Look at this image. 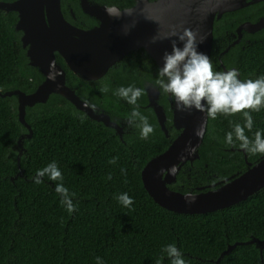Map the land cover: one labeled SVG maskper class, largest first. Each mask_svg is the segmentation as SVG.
Masks as SVG:
<instances>
[{
	"label": "trees",
	"instance_id": "16d2710c",
	"mask_svg": "<svg viewBox=\"0 0 264 264\" xmlns=\"http://www.w3.org/2000/svg\"><path fill=\"white\" fill-rule=\"evenodd\" d=\"M93 1L122 8L135 3ZM62 9L76 25L95 24L82 11L80 0H62ZM262 16L264 1L216 18L210 60L214 71L224 72L219 56L236 39L239 24L256 22ZM17 22L16 11L0 9V91L21 89L30 93L44 76L30 64ZM58 58L67 71L68 85L113 120L123 122L125 133L120 137L114 128L90 118L61 95L52 94L46 103L26 108L33 135L24 138L19 164L16 145L29 130L19 120L17 97L0 96V264H172L164 251L170 244L177 247L185 264H217L229 244L264 238V188L237 204L202 214L170 211L149 194L142 170L168 148L176 133L171 129L167 137L147 106L144 86L157 85L159 79L160 67L154 59L140 49L116 63L104 77L86 80ZM222 60L228 69L237 70L241 81L264 77V30L244 32ZM128 86L144 90L136 105L115 94ZM104 87L107 92L101 91ZM160 90V102L171 123L169 94ZM134 109L147 117L154 129L147 139H141L140 128L135 126L139 118L129 124ZM247 111L253 127H245V135L251 141L256 132L264 136V107ZM236 124L244 127L243 113L208 118L200 158L184 164L170 187L184 193L197 192L199 186L244 172L247 160L258 162L264 154H249L239 147ZM229 132H233L231 145L226 143ZM114 158L116 162L110 163ZM53 162L62 173V181H52L45 175L42 183H35L38 170ZM58 183L69 191L75 205L71 213L61 204ZM123 193L132 198L131 207H124L117 199ZM220 264H264V249L261 252L256 243L238 245Z\"/></svg>",
	"mask_w": 264,
	"mask_h": 264
},
{
	"label": "water",
	"instance_id": "95a60500",
	"mask_svg": "<svg viewBox=\"0 0 264 264\" xmlns=\"http://www.w3.org/2000/svg\"><path fill=\"white\" fill-rule=\"evenodd\" d=\"M261 1L264 0H153L156 7L151 11L155 14L162 7H170L169 16H174L176 21H187L185 25L187 27L198 28L200 33L207 37L203 43L199 44L198 51L208 55L211 60L216 18ZM138 4L140 0H137L131 8L137 7ZM81 6L85 13L100 20L99 26L82 28L72 24L63 14L61 0H0L1 10L18 13L16 28L22 31L21 40L23 47L27 49L30 64L37 67L44 76L42 83L33 92L27 93L21 89L0 91L2 97L12 95L17 97L19 120L29 130L25 136L19 138L16 145L19 149V164L25 149L24 138H31L33 135V129L26 120V108L37 103H46L52 94L61 95L90 118L114 128L120 136L123 134L121 124L112 120L109 114L93 109L74 88L67 84V72L58 62L56 53L64 58L69 68L79 77L95 80L104 76L110 67L132 50L145 48L160 67L163 66L164 53L172 50L170 40L152 42L158 26L143 17L139 18V22L128 35H123L121 26L129 18L113 19L104 11L107 5L92 3L89 0H81ZM189 8L192 9L190 14ZM261 29H264V16L256 22L241 23L237 28L238 38L222 52V55L231 46L240 42L243 30L255 33ZM180 46L182 47V44ZM53 61H55L56 71L60 74L55 79H50V64ZM222 67L224 72L232 70L227 69L223 62ZM146 89L149 105L154 108L162 129L168 134L165 124L167 116L163 106L158 102L160 91L152 85ZM86 102L88 107L85 106ZM172 108L174 124L181 129V132L164 152L150 159L142 170L144 185L158 204L177 213L202 214L237 204L264 188V156L252 164L247 160L246 155L248 168L240 174L226 178L219 184L199 187L198 192L184 193L172 189L170 185L176 182L183 165L200 158L199 149L204 141L208 125V117L204 112L195 109L178 111L175 100ZM201 124H205L206 129L203 137L198 138L195 133ZM193 148L195 152H192ZM189 193L195 196L192 202H189L191 199L187 196ZM250 243H256L263 252L264 238L254 237L248 241L229 244L216 263L220 264L222 258L238 245Z\"/></svg>",
	"mask_w": 264,
	"mask_h": 264
},
{
	"label": "clouds",
	"instance_id": "9594fccd",
	"mask_svg": "<svg viewBox=\"0 0 264 264\" xmlns=\"http://www.w3.org/2000/svg\"><path fill=\"white\" fill-rule=\"evenodd\" d=\"M141 5H143L141 7ZM156 5L153 0H140V4L135 8L121 10L115 5L105 6V13L113 19L129 18L121 26L123 35H128L132 28L139 22V18L157 24V32L152 37V42L170 40L172 50L166 51L163 56V66L159 69V79L156 84L164 93L171 94L176 102L178 111L185 112L195 109L206 113V116L215 119L218 114L234 115L243 113L245 125L242 127L236 124L234 133L236 140L240 141L239 147L249 154H264V136L260 132L255 133L254 140H249L245 135V127L249 130L253 127L252 111H259L264 107V77L256 80L241 81L235 69L226 72H216L212 63L205 53L198 51L199 44L206 40V35L201 34L199 29L185 26L187 21H176L174 16H169L170 7H162L153 14L151 9ZM191 8L188 9L190 14ZM175 38V39H174ZM182 44V47L180 46ZM60 73L56 71L55 61L50 64L49 78L55 79ZM107 92L108 88L101 89ZM142 88L133 86L121 87L116 91V95L127 100L129 104L136 105L137 100L143 94ZM85 106L89 105L87 102ZM95 109V105H91ZM139 118L140 123L135 126L140 128L141 139H147L154 131L148 119L134 109L129 118V124ZM206 129L205 124H201L196 130V136L202 138ZM227 144H233V132H229L226 137ZM195 152V148L192 149ZM115 158L110 163H115ZM175 172V167L172 169ZM45 175L52 181H62L63 176L55 162L38 170L35 183H42L41 177ZM109 179L111 177L109 176ZM56 192L63 197L61 204L66 206L71 213L75 210L69 191L62 183L56 186ZM74 195V194H73ZM194 201L193 194H187ZM117 199L124 207H131L132 198L127 193L120 194ZM167 256L171 258L172 264H185L180 251L173 244L167 245L164 249ZM99 261L100 258H97Z\"/></svg>",
	"mask_w": 264,
	"mask_h": 264
},
{
	"label": "flooded vegetation",
	"instance_id": "af4514ba",
	"mask_svg": "<svg viewBox=\"0 0 264 264\" xmlns=\"http://www.w3.org/2000/svg\"><path fill=\"white\" fill-rule=\"evenodd\" d=\"M90 2H92V3H99V4H102V5H109V4H105V3H100V2H98V1H93V0H89ZM137 3V0H135V3L132 5V6H129V7H124V8H122V7H120V6H118V5H115V6H118L120 9H126V8H131V7H133L135 4ZM61 5H62V0H61ZM80 6H81V0H80ZM81 9H82V6H81ZM62 11H63V9H62ZM82 11L84 12V10L82 9ZM70 13L72 14V17L73 18H76V15H75V12L73 11V9H70ZM85 13V12H84ZM63 14H64V12H63ZM86 15H88V16H90L91 18H93L94 20H95V24L93 25V26H91V27H85V26H79V25H76V24H74L71 20H69L66 16H65V14H64V16H65V18L68 20V21H70L72 24H74V25H76V26H79V27H82V28H93V27H96V26H99L100 25V20L99 19H97L96 17H94V16H91V15H89V14H87V13H85ZM263 17V16H262ZM258 21V20H257ZM245 22V21H244ZM252 22V21H251ZM243 23V22H242ZM240 25V24H239ZM238 28V27H237ZM261 30H264V29H261ZM244 32H247L246 30H243V36H244ZM248 33H250V32H248ZM235 36H237L236 37V39L238 38V34H237V29H236V34H235ZM243 36H242V38H243ZM241 38V39H242ZM235 39V40H236ZM234 40V41H235ZM241 41V40H240ZM239 43V42H238ZM140 49H142L143 50V52H145V53H147L152 59H154L148 52H147V50L145 49V48H143V47H141V48H138V49H135V50H132V51H130L129 53H127L125 56H127L128 54H130L131 52H134V51H138V50H140ZM224 51V50H223ZM222 51V52H223ZM222 52H221V54H220V56H219V59H220V62L222 61L223 62V60H222ZM228 52V51H227ZM224 55V54H223ZM56 56H57V60H58V62L63 66V64L59 61V58H58V56H60L63 60H64V58L59 54V53H56ZM124 56V57H125ZM123 57V58H124ZM122 58V59H123ZM121 59V60H122ZM120 60V61H121ZM155 60V59H154ZM65 61V60H64ZM119 62V61H118ZM117 62V63H118ZM155 62H156V60H155ZM222 62H221V66H222ZM66 63V62H65ZM157 63V62H156ZM67 64V63H66ZM223 64H224V62H223ZM115 65V64H114ZM113 65V66H114ZM158 65V64H157ZM225 65V64H224ZM68 66V65H67ZM112 66V67H113ZM159 66V65H158ZM64 67V66H63ZM69 67V66H68ZM160 67V66H159ZM65 68V67H64ZM161 68V67H160ZM70 69V68H69ZM110 69H111V67H110ZM109 69V70H110ZM228 69V68H227ZM231 69H234V68H231ZM66 70V69H65ZM71 70V69H70ZM108 70V71H109ZM107 71V72H108ZM224 71V70H223ZM67 72V71H66ZM107 74V73H106ZM105 74V75H106ZM43 75V74H42ZM77 75V74H76ZM104 75V76H105ZM78 76V75H77ZM104 76H102V77H104ZM238 76H239V73H238ZM101 77V78H102ZM84 79V78H83ZM100 79V78H99ZM87 80V79H86ZM95 80H98V79H95ZM68 84V83H67ZM150 85H152V86H154V87H156V88H158L159 89V87L157 86V85H155V84H153V83H147V84H145V90H146V93H147V87L148 86H150ZM70 86V85H69ZM159 98H158V102L163 106V108H164V111H165V113H166V116H167V120H166V122H165V124H166V127H167V129H168V134L162 129V127H161V125H160V127H161V129L165 132V135L167 136V137H170V130L171 129H173V130H175V136H174V138L172 139V141H171V143L173 142V140L180 134V132H181V129H178L176 126H175V124H174V121H173V108H172V105H173V102H174V98L171 96V94H169V96H168V98H169V102H170V108H171V111H172V120H171V123H169L170 121H169V117H168V114H167V109H166V107L160 102V99H161V90L159 89ZM78 94V93H77ZM79 95V94H78ZM80 96V95H79ZM81 97V96H80ZM147 97H148V94H147ZM82 98V97H81ZM83 99V98H82ZM85 100V99H84ZM88 102V101H87ZM149 97H148V104H147V106L148 107H150V108H152V110L154 111V113H155V115H156V112H155V110H154V108L151 106V105H149ZM89 103V102H88ZM90 105H93V104H91V103H89ZM95 110L96 111H98V112H105V113H107V114H109L108 112H106L105 110H103V109H100L98 106H96L95 105ZM110 115V114H109ZM111 116V115H110ZM156 117H157V115H156ZM113 120V119H112ZM157 120H158V118H157ZM115 121V120H114ZM117 122V121H116ZM159 122V121H158ZM119 124H121L122 126H123V134L125 133V129H124V123L122 122H118ZM160 124V123H159ZM118 134V133H117ZM123 134H122V136H120L119 134V136L120 137H123ZM170 143V144H171ZM170 144H169V146H170ZM168 146V147H169ZM159 155V154H158ZM240 174V173H239ZM234 175H237V174H234ZM231 177V176H230ZM227 178H229V177H227ZM226 179V178H225ZM225 179H223V180H221V181H218V182H216V183H213V184H219L220 182H222V181H224ZM210 185H212V184H210ZM210 185H204V186H209L210 187ZM199 187H202V186H199ZM198 187V188H199ZM198 188H197V190H198ZM199 191V190H198ZM197 191V192H198Z\"/></svg>",
	"mask_w": 264,
	"mask_h": 264
}]
</instances>
